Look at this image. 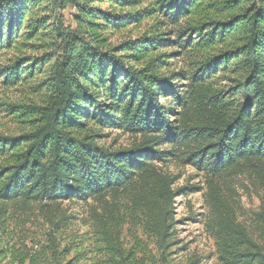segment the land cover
I'll return each instance as SVG.
<instances>
[{
  "label": "trees",
  "instance_id": "obj_1",
  "mask_svg": "<svg viewBox=\"0 0 264 264\" xmlns=\"http://www.w3.org/2000/svg\"><path fill=\"white\" fill-rule=\"evenodd\" d=\"M0 61L41 104L0 136V264H176L172 157L207 181L204 259L264 264V0H0ZM111 131L140 140L106 147ZM245 174L250 225L220 187ZM88 200L103 213L74 229L63 204Z\"/></svg>",
  "mask_w": 264,
  "mask_h": 264
},
{
  "label": "rangeland",
  "instance_id": "obj_2",
  "mask_svg": "<svg viewBox=\"0 0 264 264\" xmlns=\"http://www.w3.org/2000/svg\"><path fill=\"white\" fill-rule=\"evenodd\" d=\"M64 14L68 18V11ZM36 104L41 105L37 96L32 95L30 87H6L0 81V136L15 137L26 132L28 126L23 123L25 118L18 116L17 112L24 110L25 105ZM9 106L18 108L8 112ZM105 134L108 137L102 143L113 149L128 148L140 140L139 135L125 134L121 131ZM162 170L175 178L173 185L175 191L183 189L177 193L174 204L175 226L172 237L174 245L169 249L170 258L176 264H188L190 261H197L198 264H216L213 259L209 260L214 251L213 241L203 226L206 218L205 195L207 194L205 176L178 157L170 158L166 164L162 165ZM220 187L229 189L233 203L237 206L238 221L250 225L252 215L259 211L260 198L263 194L259 179L254 174L231 175L224 178ZM105 201L107 204H116L115 212L126 208L123 198H120V202L108 198ZM63 208L76 218L74 229L80 230H85L82 220H87L92 212L103 213L102 205L90 200L87 204L66 203L63 204ZM130 228L129 224L123 227L126 242L130 241ZM139 238L145 241L153 254L156 253L152 242L147 241L140 234ZM208 255L209 259H204Z\"/></svg>",
  "mask_w": 264,
  "mask_h": 264
}]
</instances>
